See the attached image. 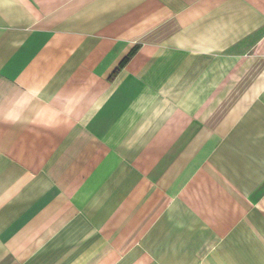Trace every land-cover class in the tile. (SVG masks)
I'll use <instances>...</instances> for the list:
<instances>
[{
	"label": "crops",
	"instance_id": "0c3cea01",
	"mask_svg": "<svg viewBox=\"0 0 264 264\" xmlns=\"http://www.w3.org/2000/svg\"><path fill=\"white\" fill-rule=\"evenodd\" d=\"M0 264H264V0H0Z\"/></svg>",
	"mask_w": 264,
	"mask_h": 264
}]
</instances>
